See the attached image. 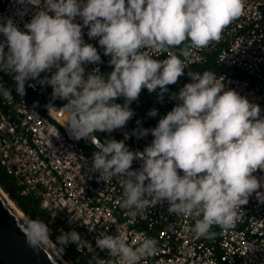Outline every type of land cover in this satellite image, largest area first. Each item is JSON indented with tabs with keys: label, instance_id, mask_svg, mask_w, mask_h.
<instances>
[{
	"label": "clouds",
	"instance_id": "1",
	"mask_svg": "<svg viewBox=\"0 0 264 264\" xmlns=\"http://www.w3.org/2000/svg\"><path fill=\"white\" fill-rule=\"evenodd\" d=\"M17 2L40 7L24 24L27 31H21L13 18H2L0 34L6 39L0 42V71L13 76L16 92L23 97L27 81L56 70L39 82L51 86L53 99L67 101L59 111L67 115L65 125L74 138L95 143L98 150L89 171L99 173L98 179L105 183L118 180L123 189L120 207L130 222L166 201L169 214L196 218V238L211 239L213 225L233 227L249 197L253 193L264 196L258 191L264 179L253 175L258 169L264 171L262 110L235 90H226L212 71L188 72L191 82L170 96L177 101L172 110L155 128L133 131L138 139L149 133L153 137L143 152L129 150L123 140L99 142L94 135L125 127L135 114L130 105L143 88L149 93L159 89L162 102L167 86L184 75L191 49L218 41L223 29L242 14L245 0ZM25 12L18 10L17 14L22 17ZM77 17L82 24L74 22ZM83 27L89 29V38H99L104 54L111 57L114 68L107 78L99 69L85 78L82 65L101 63V57L96 47L85 43ZM164 53L166 59L153 58ZM0 95L12 98L11 90L3 86ZM120 97L125 99L123 105L115 102ZM148 115L155 117L157 110ZM134 160L140 162L135 170ZM19 226L33 252L39 254L50 247L52 232L42 219L29 217ZM55 243L61 253L69 244L93 250L92 243L75 229L63 231ZM157 244L154 238L143 237L134 247L107 231L95 239V247L107 250L118 264H139L157 252ZM89 264L104 261L92 256Z\"/></svg>",
	"mask_w": 264,
	"mask_h": 264
},
{
	"label": "built area",
	"instance_id": "2",
	"mask_svg": "<svg viewBox=\"0 0 264 264\" xmlns=\"http://www.w3.org/2000/svg\"><path fill=\"white\" fill-rule=\"evenodd\" d=\"M39 7L38 4H20L17 0H0V22L2 18L11 17L21 31H27L24 24L30 22ZM18 10L26 12L21 17ZM74 22L83 23L79 17ZM88 30L82 28L83 39L97 48L101 63L107 62L110 74L114 68L109 63L111 57L104 54L99 38L88 37ZM5 39L0 34V42ZM191 53L184 75L178 78L183 84L177 82L172 94H178L186 83L191 82L190 69L210 61L208 71L214 72L225 83L226 90H235L251 103L258 104L264 116V0H245L242 14L223 29L218 41L211 42L206 48H193ZM153 58L163 60L167 54ZM101 63L82 65L85 78L96 69L101 72ZM227 68L234 73L227 72ZM55 71L52 69L41 73L36 80L27 81L23 97L11 92L9 100L0 95V169L11 178L18 195L31 197L38 208L45 211L48 218L43 221L52 233L60 235L75 229L92 243L104 264H118L107 250L95 247V239L104 231L122 236L134 247L143 237L157 240V252L143 258L139 264H264V196L258 198L256 193L238 210L239 218L233 227L215 225L210 229L215 233L211 239L196 238L193 232L196 218L169 214L166 201L149 207L145 215L130 222L127 211L120 207L123 189L118 180L105 183L98 179L99 173L89 171L93 153L98 150L95 143L74 138L65 125L67 115L59 111L67 101L53 99L51 86L39 82ZM0 86L7 88L1 71ZM44 94L46 99L40 105L30 103L32 97ZM124 102L125 99L121 105ZM176 103L173 99L172 108ZM49 107L56 110H49ZM166 108L164 99L161 102L155 98L125 127L94 135L102 143L106 140L103 137L112 139L116 136L129 150L143 152L153 137L149 133L138 139L132 135L133 131L138 127L155 128L159 119L166 115ZM152 109L157 110L155 117L148 115ZM137 121H140L139 125ZM126 133L129 138L125 140ZM139 167L140 162L134 160L132 169ZM253 175L264 179L262 170L258 169ZM258 191L264 194V186ZM85 248L73 244L74 264L83 261Z\"/></svg>",
	"mask_w": 264,
	"mask_h": 264
},
{
	"label": "trees",
	"instance_id": "3",
	"mask_svg": "<svg viewBox=\"0 0 264 264\" xmlns=\"http://www.w3.org/2000/svg\"><path fill=\"white\" fill-rule=\"evenodd\" d=\"M176 51L178 54V49ZM210 67H211V62L209 61L206 65H202L200 67L198 66V67H194V68L190 69L189 72H199L202 74L204 71H208V69ZM226 71L227 72H233V71H231V69H228V68L226 69ZM1 72L4 76L5 86L8 89H10L11 92L15 96L20 97V95L17 94V92H16V86H15V81L13 79V76L6 73V72H3V71H1ZM107 72L109 74V66H108L107 62H102L100 74H102L104 76L106 75L105 76V78H106ZM239 75L244 77L242 74H239ZM177 82H181L183 84V81H181V79L178 80ZM175 84L168 85L167 87H168L169 91H168V93L164 94V100L166 103V107L170 111L172 110V101L170 99V95L172 93V90L174 89ZM158 92H159V89H157L156 91H154L152 93H149L146 88L143 91H141L138 99L136 101L132 102L130 105V108L135 113L134 116L140 114L141 108L143 106L150 103L155 98H158V95H157ZM45 99H46L45 94L41 95V96H35V97H32L30 99V103H33L34 105H40L41 102H43ZM116 101L118 102V98L116 99ZM141 102H143V104L141 105V108H140V106H137V105ZM132 104H134V107H132ZM166 113H168V112H166ZM0 187L2 188V190L4 192H6L9 195V198L12 199L16 203L17 207L20 208L24 212V214L26 215L27 218L31 217L34 219L35 217H40L42 219H47V215L38 208L36 201H34L29 196H20L17 194L16 188L14 187L11 178L7 174L3 173V171L1 169H0ZM57 236L58 235L56 233H52V236H51V241L56 246H57V244L55 243V239ZM92 256L99 257L98 253L95 251V249H93L92 251H89V249L86 247L85 248L84 264H89V260Z\"/></svg>",
	"mask_w": 264,
	"mask_h": 264
},
{
	"label": "water",
	"instance_id": "4",
	"mask_svg": "<svg viewBox=\"0 0 264 264\" xmlns=\"http://www.w3.org/2000/svg\"><path fill=\"white\" fill-rule=\"evenodd\" d=\"M21 220L0 193V264H63L49 248L37 254L26 246Z\"/></svg>",
	"mask_w": 264,
	"mask_h": 264
},
{
	"label": "bare ground",
	"instance_id": "5",
	"mask_svg": "<svg viewBox=\"0 0 264 264\" xmlns=\"http://www.w3.org/2000/svg\"><path fill=\"white\" fill-rule=\"evenodd\" d=\"M0 193L2 194V196L5 198V200L10 204V206L14 209V211L19 215V217L24 220L26 219V215H24V212L19 209L14 202L6 195V193L0 188ZM43 211V210H41ZM45 213V211H43ZM46 214V213H45ZM47 215V214H46ZM36 218V217H35ZM34 218V219H35ZM40 218V217H39ZM48 218V217H47ZM42 219V218H40ZM42 220H47V219H42ZM55 245L51 242L50 243V247L49 249L57 256V258L63 263V264H70L68 260H66L54 247ZM80 262H82V264H84V261L78 260Z\"/></svg>",
	"mask_w": 264,
	"mask_h": 264
},
{
	"label": "rangeland",
	"instance_id": "6",
	"mask_svg": "<svg viewBox=\"0 0 264 264\" xmlns=\"http://www.w3.org/2000/svg\"><path fill=\"white\" fill-rule=\"evenodd\" d=\"M180 47H184V45H181ZM106 76V75H105ZM107 76H108V72H107ZM107 78V77H106ZM171 96V95H170ZM124 101L123 97L118 98V102L115 100L116 103H122ZM143 104V102L139 103L137 106H140ZM147 105V104H146ZM132 107H134V104H132ZM170 110H168L166 108V112H169ZM167 114V113H166ZM119 140V139H118ZM120 141V140H119ZM1 188V187H0ZM2 189V188H1ZM6 193V192H5ZM6 195L9 197V195L6 193ZM12 200V199H11ZM13 201V200H12ZM14 202V201H13ZM14 204L16 205V203L14 202ZM17 206V205H16ZM20 209V208H19ZM25 215V214H24ZM55 245V244H54ZM56 248V250L66 259L69 261L70 264H74L73 259L76 257V254H74L73 252V244H69L65 250L64 253H61L60 250L58 249V247L55 245L54 246ZM94 249V248H93ZM96 251V250H95ZM97 252V251H96ZM98 253V252H97ZM99 256V253H98ZM85 259V257H84ZM83 259V261H84ZM76 264H82V262L80 261H76Z\"/></svg>",
	"mask_w": 264,
	"mask_h": 264
},
{
	"label": "crops",
	"instance_id": "7",
	"mask_svg": "<svg viewBox=\"0 0 264 264\" xmlns=\"http://www.w3.org/2000/svg\"><path fill=\"white\" fill-rule=\"evenodd\" d=\"M171 95H172V93H171ZM171 101H173V99H171ZM103 138H104V139H107V137H103ZM112 139H116V140H117L118 137L115 136V137H113ZM117 141H118V140H117ZM214 227H215V225H213L211 229H214Z\"/></svg>",
	"mask_w": 264,
	"mask_h": 264
}]
</instances>
